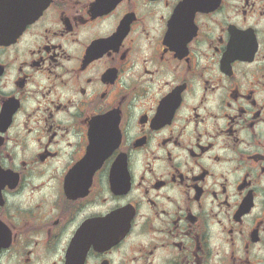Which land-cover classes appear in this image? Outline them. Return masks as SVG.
<instances>
[{
  "label": "flooded vegetation",
  "instance_id": "obj_1",
  "mask_svg": "<svg viewBox=\"0 0 264 264\" xmlns=\"http://www.w3.org/2000/svg\"><path fill=\"white\" fill-rule=\"evenodd\" d=\"M0 264H264V0H0Z\"/></svg>",
  "mask_w": 264,
  "mask_h": 264
}]
</instances>
